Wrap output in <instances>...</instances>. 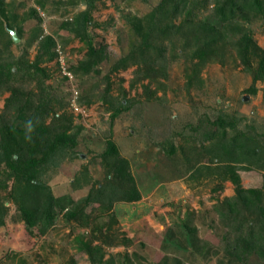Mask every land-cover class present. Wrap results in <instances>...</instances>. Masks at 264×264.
<instances>
[{
  "label": "rangeland",
  "instance_id": "rangeland-1",
  "mask_svg": "<svg viewBox=\"0 0 264 264\" xmlns=\"http://www.w3.org/2000/svg\"><path fill=\"white\" fill-rule=\"evenodd\" d=\"M3 1L14 10L23 30L22 48H9L14 56L24 51L27 61L33 62L43 36L56 44V58L39 65L49 76L23 82L21 87L50 92L58 100L51 102L52 107L71 117L68 132L78 134L71 153L49 165L39 179L54 199L52 212L46 213L52 217L28 226L17 206L5 203L9 209L0 227V264H91L89 249L98 264H227L224 246L233 238L226 242L224 237L234 230L224 227L220 214L227 211L226 200H235V186L212 171L194 173L191 165H230L238 171L244 190H261L264 158L231 159L227 149L214 147L218 140L214 131L220 130L215 124L223 122L225 143L245 135L264 148V81L253 82L231 45L225 47L223 57L205 63L196 73L191 65L196 61L174 60L170 49L165 53L164 73L155 79L139 78L135 66L112 71L137 42L131 23L160 0ZM212 2L208 0L200 17L215 22ZM84 10H89L91 19L85 23L87 39L64 28ZM238 22L264 50L262 19L238 18ZM36 25L42 32L27 46L23 42ZM88 39L103 48L106 58L93 72L75 73L73 68L86 58ZM9 96L0 92L2 123L13 121L14 111L5 104ZM106 96L115 109L120 108L114 118ZM109 140L128 161L139 200L114 201L108 211L94 203L81 210L90 215L88 219L81 215L78 222L68 220L67 209L62 210L55 199L68 197L74 205L80 204L91 186L111 180L101 159ZM246 165L252 171L238 168ZM8 183L11 187L12 179ZM245 264L264 263L250 255Z\"/></svg>",
  "mask_w": 264,
  "mask_h": 264
},
{
  "label": "trees",
  "instance_id": "trees-1",
  "mask_svg": "<svg viewBox=\"0 0 264 264\" xmlns=\"http://www.w3.org/2000/svg\"><path fill=\"white\" fill-rule=\"evenodd\" d=\"M212 1L211 14L216 23L200 17L208 0H160L147 15L131 23L137 42L131 46L126 56L113 65L112 71L135 66L139 78L155 79L158 75H163L165 53L170 49L171 58L174 60L184 57L191 62L196 61L191 64L196 73L205 63L216 57H223L225 47L231 45L235 48L245 70L251 74L253 82L264 81V50L252 40L245 25L238 22V18L247 21L261 18L264 24V0ZM7 6L9 5L0 0V40L3 50L0 48V92L10 93L5 104L8 109H13L14 117L12 116L13 121L10 123H2L0 117V196H2L0 227L5 223L9 209L5 203L16 205L25 223L34 226L36 219L52 217L46 213L52 212L54 203V199L50 197V193L47 194L46 187L39 183V179L49 165H54L57 160L71 153L78 131L68 132L72 123L71 117L65 113L58 114L52 107L51 102L58 103V100L50 92L21 87L23 82H32L39 77L44 79L49 76L47 69L39 65L44 60L51 61L56 58L54 51L56 44L52 37L43 36L38 41L39 51L33 62L27 61L24 51L19 56H14L9 48L11 46L22 48V43H13L8 30H15L20 40L23 39V30L14 10L10 11L11 7ZM89 6H92L91 2ZM89 20H91L89 10H84L72 23L64 24V28H68L81 39H87L85 23ZM41 32L40 27L36 25L23 43L27 46L32 44L38 40ZM237 33L239 36L233 37ZM231 38L233 41H230ZM3 53H7V56ZM105 58L103 48L95 47L91 39H88L86 58L74 67L73 71L81 74L93 72L94 67ZM105 101L113 110L112 118L116 117L120 108L115 109L112 100L107 96ZM120 106L124 104L121 102ZM48 117L51 120L46 124ZM215 125L220 127V130L217 131L215 128V137L218 140H214L217 142L214 147L227 149L231 159L233 156L236 160L238 158V161L241 160V156L250 161L253 159L260 161L264 158V148L257 147V143L251 137L242 135L241 138L240 135H235L227 144L223 141L226 134L222 129L223 122ZM217 156L214 153V158ZM101 159L107 174L112 176L111 180L99 183L96 187L91 186L89 194L80 204L74 205V201L68 197L55 199L56 205L62 210L67 209L65 216L68 220L78 222L81 215L84 220L88 219L90 215H84L81 210L94 203L98 205L97 208L108 211L114 201L139 200V191L130 174L128 161L119 155L114 142L110 140L106 142ZM191 167L194 173L199 174L202 170L209 173L212 171L221 181H229L235 186V200H226L227 211L220 214L225 218L224 227L234 230V233H228L224 237L226 242L233 238L232 243H226L224 246L225 256L228 257L227 264H245L250 255H256L264 263V176L261 190H244L235 167L230 165L215 168L192 165ZM238 168L252 171L253 167L246 165ZM11 179L12 186L9 187L8 181ZM42 205L44 208L41 210ZM87 252L91 264H98L95 252L90 249Z\"/></svg>",
  "mask_w": 264,
  "mask_h": 264
},
{
  "label": "water",
  "instance_id": "water-1",
  "mask_svg": "<svg viewBox=\"0 0 264 264\" xmlns=\"http://www.w3.org/2000/svg\"><path fill=\"white\" fill-rule=\"evenodd\" d=\"M8 31H9V34L11 36L13 43L15 44L19 43L20 39L17 35V32L15 30H8Z\"/></svg>",
  "mask_w": 264,
  "mask_h": 264
}]
</instances>
